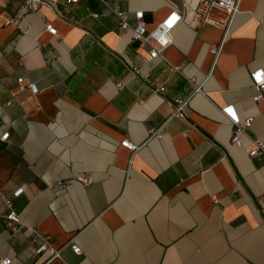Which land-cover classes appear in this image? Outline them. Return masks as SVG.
I'll return each instance as SVG.
<instances>
[{"label": "crops", "instance_id": "1", "mask_svg": "<svg viewBox=\"0 0 264 264\" xmlns=\"http://www.w3.org/2000/svg\"><path fill=\"white\" fill-rule=\"evenodd\" d=\"M21 1L0 0V134L9 133L0 140V259L264 264V154L249 155L247 135L231 145L232 125L219 110L233 104L240 119L252 117L248 134L264 142V91L253 101L250 79L264 69V0H239L217 58L209 48L222 41L221 25L181 21L164 58L154 59L100 0H52L58 14L41 7L5 24ZM105 2L131 22L142 10L148 29L184 4L199 8V0ZM209 15L225 18L221 9ZM188 96L186 118L166 120V101ZM10 211L21 221L15 232L6 224ZM35 231L59 258L44 263L35 254Z\"/></svg>", "mask_w": 264, "mask_h": 264}, {"label": "built area", "instance_id": "2", "mask_svg": "<svg viewBox=\"0 0 264 264\" xmlns=\"http://www.w3.org/2000/svg\"><path fill=\"white\" fill-rule=\"evenodd\" d=\"M77 1L78 0H67L68 3H75ZM100 1H102L106 5L107 11L113 13L117 17L120 29L123 31L129 30L131 32L132 40L138 42L139 47L145 45L149 47L148 56L150 59H154L157 57L164 58L165 49L172 43L171 32L181 21L187 23L191 27H195L200 21L204 23H211L214 25H221L223 29L222 41L220 43L211 44L209 48L210 52L213 53L215 58H217V56L221 52L223 41L228 34L232 18L238 11L239 4V0H199L198 9H191L186 4H184L182 13L169 11L154 27L148 29L142 10L134 11L131 14V22L129 13L127 11L111 7L105 2V0ZM41 7H48L58 14L57 5L52 0H22L15 14L11 18L7 19L5 21V24L13 23L17 25L22 15L29 11L38 10ZM212 9H221L225 13V18L222 23H220V21L214 20L209 15V12ZM45 31H47L52 36H55L57 34V30L52 24H47L45 26ZM130 67L133 72L137 74L139 73V67L137 65L131 64ZM172 68L175 71L179 70V66L176 65H172ZM142 77L145 81H150L149 74H143ZM250 79L252 81L253 87L256 89V93L253 95L252 99L253 101L258 102L262 99V91H264V69H254L252 72H250ZM17 81L18 83H21L22 78H18ZM122 85L123 82L121 81L115 84L117 88L122 87ZM26 87H28L33 93L37 91V88L33 84H29ZM20 88L23 89L24 86L21 85ZM163 90L164 87L161 85L154 86V91L162 92ZM196 92H201L200 86L193 87V93ZM189 98L190 96L186 98L175 97L173 99L167 100L166 103L170 107L171 111L166 120L170 118L185 119V107L189 103ZM219 110L232 125V131L230 135L231 145L241 146V136L247 135L252 145V149L249 151V155L254 156L258 154H264V142H262L259 138L250 136L248 134V128L250 127L253 120L252 117L240 119L233 104H226L224 106H221ZM163 125L164 124H162L158 129L152 131L155 137H160ZM8 136L9 133L7 131L3 132L2 134H0V140L6 141L8 139ZM120 144L132 152L138 149V146L130 142L128 139L120 141ZM79 179L84 180L82 177H79ZM57 184L59 186H62L63 182L58 181ZM212 198L215 201L217 199V196L212 195ZM258 209L260 213L264 215V195H262L258 199ZM20 223L21 221L19 215L14 211H10L6 219L7 227H9L12 232H15L19 229ZM29 229L34 231V229H32L31 227ZM35 241V254L40 256L45 255L46 258L44 263H49L52 260L60 257V249L50 244L45 235L35 231ZM69 247L73 253H81L80 247L73 241L69 243ZM10 263V257H3L0 259V264Z\"/></svg>", "mask_w": 264, "mask_h": 264}]
</instances>
